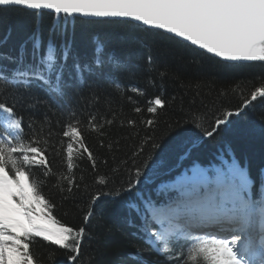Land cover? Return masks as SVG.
I'll list each match as a JSON object with an SVG mask.
<instances>
[{
  "label": "trees",
  "instance_id": "16d2710c",
  "mask_svg": "<svg viewBox=\"0 0 264 264\" xmlns=\"http://www.w3.org/2000/svg\"><path fill=\"white\" fill-rule=\"evenodd\" d=\"M57 24L58 52L61 42L70 48L64 95L50 97L38 92V101L17 105L16 111L23 118L24 136L37 134L39 146L47 149L51 174L39 176L43 169H32L40 192L49 202L45 211L61 225L85 229L79 255L72 264H185V242L173 245L171 255L179 258L172 260L145 244L138 229L140 220L128 204L142 196L157 206L145 181L168 179L179 163L181 167L195 162L220 166L222 155L229 162L234 158L247 170L254 182L251 194H258L264 175V98L233 115L213 135L205 133L216 128L217 119H227L229 111L240 110L258 87H264V63L227 65L130 23L80 19L59 23L51 15L38 16L18 8L0 9V53L15 56L23 46L25 64L35 63L31 55L34 34L40 30L43 53L50 29ZM97 42L104 45V74L97 69L95 74L85 72L82 78L71 75L74 60L92 63ZM107 57L113 58L111 64ZM0 63L15 67L7 61ZM6 87L0 83V89ZM5 97L11 104L14 94L5 91L0 100ZM157 97L164 106L148 112L150 106L155 107L152 101ZM90 113L95 124L90 122ZM68 123L82 132L95 166L87 153L77 148L75 167L68 170L65 149L70 141L62 136ZM137 168L146 178L131 193L115 195L127 187ZM69 180L74 181L71 191ZM30 251L35 264H69L76 254L41 238H34ZM130 254H137L138 259H130Z\"/></svg>",
  "mask_w": 264,
  "mask_h": 264
},
{
  "label": "snow or ice",
  "instance_id": "6c2138e0",
  "mask_svg": "<svg viewBox=\"0 0 264 264\" xmlns=\"http://www.w3.org/2000/svg\"><path fill=\"white\" fill-rule=\"evenodd\" d=\"M0 7L28 10L38 16L46 10L55 20L71 19L76 15L125 19L147 29L172 34L224 61L264 62V0H0ZM57 27L58 24L50 29L43 53L37 29L31 52L35 63L25 64L23 46L15 56L0 53V61L15 65L9 68L0 63V83L7 86L0 89V95L9 90L14 94L11 104L7 97L0 100V264H35L30 251L34 238L79 255L85 232L84 228L74 230L59 224L45 211L49 202L40 192L32 169L42 168L39 176L51 174L47 149L39 146L37 134L32 138L24 136L23 118L16 111L17 105L38 101V92L50 97L64 95V73L70 48L61 42L58 52ZM105 60L104 45L97 42L92 63L81 64L74 60L70 74L82 78L85 72L95 74L99 69L103 75ZM107 60L109 64L113 62L112 57ZM112 82L116 88L120 87L115 80ZM258 97L264 98V87L253 91L251 100H246L240 110ZM152 103L155 107L148 108L150 113L164 106L159 97ZM240 110L229 111L227 119H217L216 128L205 134L213 135L220 125L229 123L233 115L238 116ZM89 116L90 122L95 124V117L91 113ZM46 122L42 121L41 125ZM62 136L70 141L65 149L69 171L75 167L77 148L87 153L95 166L78 127L68 123ZM219 159L220 166L208 169L193 165L171 185L162 186L177 190L168 204L157 207L151 199L139 196L138 202L132 201L128 207L140 220L138 227L144 234L145 244L166 259L179 258L171 253L173 245L183 241L187 245L185 264H264V175L258 194L253 196L254 182L247 170L241 169L234 158L231 162L223 155ZM142 178H146V173L137 168L127 187L116 191L115 195L119 196L121 191L131 193ZM73 186L74 181L69 180V191ZM91 215L90 211L85 216L86 222ZM208 225L215 226L217 231L194 235ZM76 255L70 259L75 260ZM130 259L136 260L138 255L130 254Z\"/></svg>",
  "mask_w": 264,
  "mask_h": 264
},
{
  "label": "water",
  "instance_id": "95a60500",
  "mask_svg": "<svg viewBox=\"0 0 264 264\" xmlns=\"http://www.w3.org/2000/svg\"><path fill=\"white\" fill-rule=\"evenodd\" d=\"M0 8H15V7H0ZM18 9H19V8H18ZM25 11H28V10H25ZM28 12H30V11H28ZM31 13H32V12H31ZM42 13L50 14V13H49L48 11H46V10H43ZM50 15H52V14H50ZM52 16H53V15H52ZM73 19H81V20H85V21H122V22H128V23H132V24H134V25H137V26H139V27H141V28H143V29L150 30V31H156V32H159V33H161V34H163V35H166L167 37L173 38V39H175V40H177V41H179V42H181V43L187 45L188 47H190V48L196 50L197 52L202 53V54H204V55H206V56H208V57H210V58H213V59H215V60H217V61H219V62H222V63H229V64H248V63H249V62H229V61H224V60H222L221 58H218V57H215V56L212 55V54H208V53H206L204 50L199 49L197 46H193V45H191L190 42L182 41V40H180V38H175V37L172 36V34H167V33L163 32L162 30H152V29H147L146 26L140 25V24H138L137 22H131V21H129V20L120 19V18H94V17H83V16H79V15L74 16Z\"/></svg>",
  "mask_w": 264,
  "mask_h": 264
},
{
  "label": "rangeland",
  "instance_id": "374dc122",
  "mask_svg": "<svg viewBox=\"0 0 264 264\" xmlns=\"http://www.w3.org/2000/svg\"><path fill=\"white\" fill-rule=\"evenodd\" d=\"M193 165H198V164H193ZM193 165H191L190 167H188V168H186V169H184V170H182L180 173H178L175 177H173L170 181H168V182H165V183H161V184H154V183H151V185H150V188H153V192H156V193H158L159 191H162V190H169V191H176V189L175 188H173V187H162V186H165V185H171L174 181H175V178L178 176V175H180L181 173H183L185 170H187V169H190ZM200 167H202V168H208V169H210V167L209 166H201V165H199ZM154 185V186H153ZM212 226V225H211Z\"/></svg>",
  "mask_w": 264,
  "mask_h": 264
},
{
  "label": "bare ground",
  "instance_id": "6f19581e",
  "mask_svg": "<svg viewBox=\"0 0 264 264\" xmlns=\"http://www.w3.org/2000/svg\"><path fill=\"white\" fill-rule=\"evenodd\" d=\"M225 64H227V65H237V64H229V63H225ZM203 230H206V232H216L217 228L215 226L208 225V226H205L203 228Z\"/></svg>",
  "mask_w": 264,
  "mask_h": 264
}]
</instances>
